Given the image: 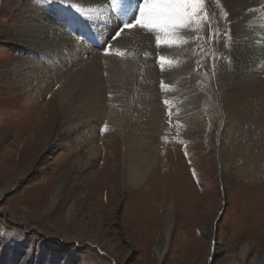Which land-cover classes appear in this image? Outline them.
Masks as SVG:
<instances>
[{"label":"bare ground","instance_id":"bare-ground-1","mask_svg":"<svg viewBox=\"0 0 264 264\" xmlns=\"http://www.w3.org/2000/svg\"><path fill=\"white\" fill-rule=\"evenodd\" d=\"M220 1L224 6L222 14L226 15L220 23L222 28L228 26L229 32L223 36L229 40L224 43L222 60L217 63L209 55V52L213 53V47L207 41L204 28L206 24H211L212 28L217 24L204 3L199 18H194L190 27L180 32L187 43L180 41L168 49L163 43L157 45L156 33L142 34L137 27L110 40L118 25L106 18V0H70L69 5L63 6L59 3L45 4L44 0H5L0 23L8 26L13 21V42L20 52L9 65L15 91H18L11 101L18 100L22 93L30 100H39L45 93L53 92L58 107L47 116H44L45 111H37L39 117L48 120L51 133L58 139L55 138L54 142L70 138L79 146L66 149L72 152L71 159L68 156L70 160L67 159L65 164L61 163V167L56 165L62 175L58 177L60 184L53 191L49 189L51 194L45 205L47 214L60 198L61 181L68 182L72 170L75 172L79 166L88 164L92 167L93 161L102 155L104 140L99 138L98 132L104 123L111 126L120 149L110 156L106 154L101 165V177L96 180L111 172L105 170L109 162H113L114 165H109L114 167L111 174L115 175V181H118L119 174L126 184L141 186L151 177L160 160L159 155L164 152L161 148L171 142L160 143L159 137L189 140L184 129H190L189 133L197 136L195 141L200 142L195 146L203 153L204 160L214 150L210 145L214 141L217 151L214 161L220 176L234 170L236 176L243 179L240 182L251 181L252 192L262 190L264 194V184L256 181L264 177V10L259 9L262 5L255 0ZM11 2L14 4L9 12L7 6ZM102 22L103 36L95 37L88 33L90 23ZM106 43L112 45L107 54L103 51ZM118 50L124 55H117ZM161 55L164 56L163 61L160 60ZM6 59L9 60L8 57ZM162 100H167L168 104ZM45 105L48 104H43V107ZM23 112L19 111L16 122H12L15 126L3 127L0 145L8 141L10 135H17L19 139L30 136L27 126L20 125L24 119ZM35 134L34 142H27V146L21 143L25 149L19 150L16 173L20 175L17 178L24 176L40 151L45 152L56 145L47 138L43 143L41 128L36 129ZM109 135L110 131L106 136ZM174 145L173 148H177ZM185 147L188 148L187 145ZM78 148L88 150V160L76 158ZM176 153L180 154V151ZM64 156L67 158V154ZM111 177L104 178L106 186L108 180L113 182ZM11 188L13 185H8L6 190ZM261 194L258 195L260 198ZM53 212L62 215L65 205ZM69 212L74 214L73 206ZM168 239L169 236L166 241ZM163 255L164 250L159 257Z\"/></svg>","mask_w":264,"mask_h":264},{"label":"rangeland","instance_id":"rangeland-1","mask_svg":"<svg viewBox=\"0 0 264 264\" xmlns=\"http://www.w3.org/2000/svg\"><path fill=\"white\" fill-rule=\"evenodd\" d=\"M4 3L5 0H0V16L3 14L1 10L4 9ZM13 4L11 2L7 6L9 12ZM222 6L220 0H204V7L211 13L208 9L206 11L217 24L214 28L211 24L204 27L207 41L213 47V53L209 52V55L217 63L222 60V52L226 47L224 43L229 40L223 36L228 34V26L222 28L220 23L226 17L222 14ZM9 17L14 19L13 15ZM1 23L0 143L3 127H11L12 124L15 126L12 122H16L15 118L19 117V111L22 110L24 119L22 118L20 125L27 126L25 128L29 130L30 136L19 139L17 135H10L8 141L0 145V264H264L262 190L252 192L251 181L248 179L250 182H240L243 179L236 176L234 170L226 171L220 176L214 161L217 153L213 146L214 141L210 142L214 150L204 160L198 147L200 142L195 141L197 136L191 135L190 129H184L189 140L167 138L163 135L159 137L160 143L171 141L161 148L164 151H160L162 153L159 155L162 161H157L151 177L140 184L141 186H135L133 183L126 184L119 174V179L116 177L118 181H115V175L111 174L114 170L111 166L113 162H109L112 163L108 164L111 168L107 166L105 170H110V175L107 172L106 177L96 180L102 174L101 165L106 154L110 156L112 152L118 153L120 149L119 140L111 126L102 124L98 132L99 138L104 140L102 155L93 161L92 167L88 164L79 166L75 172L72 170L68 182L61 181L60 198L47 214L45 205L51 194L49 189L53 191L60 184L58 177L62 175L56 165L61 167L65 161L71 159L72 152H67L66 149L79 146L70 138H61L58 142L55 134L50 131L51 127H48V120L43 121L39 117L38 112L45 111L44 116L52 115L53 110L58 107L53 92L45 93L39 100H30L22 93L18 100L11 101L18 91H15L9 65L17 59L20 52H17L13 42V21L8 26ZM115 23L118 25L117 21ZM137 29L142 34L146 31L139 27ZM43 104L48 105L43 107ZM40 128L43 143L47 139L54 142L56 138V145L45 152L39 150L38 156L34 157L24 176L17 178L20 174L16 173V162L21 149H25L21 143L27 146V142H34L35 131ZM109 131L113 137L106 136ZM171 144L177 148H173ZM176 149H180V154L176 153ZM77 151V159L82 157L88 160L90 155L87 149L78 148ZM64 154H67V158ZM163 154L167 155L162 156ZM111 175L113 182L105 179L108 184L106 186L103 180ZM256 181L263 185L264 177L261 181ZM8 185H13V188L6 190ZM68 191L72 193L68 194ZM259 194L262 195L261 198ZM115 198L117 201H114ZM38 204L42 206L38 207ZM63 205L65 212L62 215L53 212ZM72 206L75 212L70 215ZM163 250L164 255L160 258L159 254Z\"/></svg>","mask_w":264,"mask_h":264},{"label":"snow or ice","instance_id":"snow-or-ice-1","mask_svg":"<svg viewBox=\"0 0 264 264\" xmlns=\"http://www.w3.org/2000/svg\"><path fill=\"white\" fill-rule=\"evenodd\" d=\"M44 3H59L63 6L69 5L70 0H44ZM203 3L204 0H138L136 3L132 0H106V18L118 22V27L109 39L119 37L125 29L139 27L147 33H156L157 45L163 43L168 49L180 41L187 43L180 32L189 28L194 18H199ZM111 47V44L106 43L103 51L107 54ZM117 55L123 56L124 53L118 50ZM160 60H164L163 55ZM164 103L168 104V101Z\"/></svg>","mask_w":264,"mask_h":264}]
</instances>
